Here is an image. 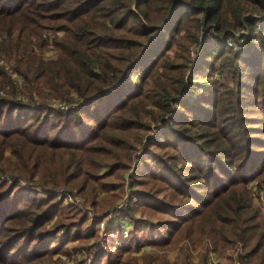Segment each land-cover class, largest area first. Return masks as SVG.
Instances as JSON below:
<instances>
[{
  "label": "trees",
  "instance_id": "obj_1",
  "mask_svg": "<svg viewBox=\"0 0 264 264\" xmlns=\"http://www.w3.org/2000/svg\"><path fill=\"white\" fill-rule=\"evenodd\" d=\"M0 92V264L155 260L134 256L142 243L105 263L96 242L66 247L85 213L20 182L100 216L116 212L125 187L119 220L137 228L141 208L156 218L149 230L167 229L147 244L206 240L214 248L199 264L240 245L236 261L264 264L252 197L262 183L249 186L264 167V0H0ZM147 160L161 171L144 173ZM61 206L68 213L52 222Z\"/></svg>",
  "mask_w": 264,
  "mask_h": 264
},
{
  "label": "rangeland",
  "instance_id": "obj_2",
  "mask_svg": "<svg viewBox=\"0 0 264 264\" xmlns=\"http://www.w3.org/2000/svg\"><path fill=\"white\" fill-rule=\"evenodd\" d=\"M228 41L234 44L233 43L234 41L232 40H228ZM231 49L235 51L238 48L232 47ZM203 74L205 75V73ZM210 74L211 73H206V75H210ZM201 77H202L201 73H198L196 75V78L199 79V82L203 81L200 79ZM134 78H137V76L135 75ZM217 79H218V73L213 72L211 74L210 79H207V81H204V82H206L207 84L208 82H212L210 80H217ZM207 87L200 88L197 91V94L204 95L208 91ZM197 94H195L194 98L197 97ZM188 95L190 96L191 94L187 93L186 96ZM249 116L250 118H252V120H256V115H249ZM251 127H254V126L251 125ZM151 139L153 140V138ZM140 155L141 154H139L138 156ZM146 162L147 163L141 162V167L144 173H147V172L154 173L156 171L157 172L161 171V167L156 162L151 161V160H147ZM248 174H251V173H248ZM255 175H256L255 182L249 185L251 189L254 187L255 183H259V184L262 183L264 186V167H260V165L257 166V171ZM1 179L4 180L6 183H9L8 177L4 176V177H1ZM199 184H202V181H200ZM19 185L22 188H26V189L28 188V189H32L36 191L38 194V198L40 199H46L48 195H54L55 198H58L60 201L63 200V196H59V194L56 193L57 191L51 193V192L42 190L38 186L26 185L25 183L19 184ZM159 186H164V185L159 183ZM200 192L201 194L206 195L204 190ZM116 193L121 196L120 199L116 201L117 205L121 203L128 204L127 202L129 198V193L127 194V192L125 191V187L123 191H116ZM262 197L264 198V193ZM135 200L140 204L142 199L136 198ZM81 211L83 214L85 213V216L87 219L83 223L82 227L80 228L81 230L80 232L76 231V229L72 230V234L69 235L67 239L66 247L76 248L77 246H91V244L96 242L97 245L100 246V253L98 255H101V256L104 255L102 259V263H105L107 254L111 253L113 255H117V253L121 251L119 249L134 248L136 246L135 244L138 245L140 243L142 244L139 245L140 246L139 253L134 256L152 255L153 259H155L153 264H163V258H162L163 256L167 259L166 264H186L185 256H188V260H189L188 264H199L198 262L201 259V256L204 255V249L206 248L209 251H211L214 248L212 244L210 245L211 246L210 248L206 240L202 241L199 245H196L195 247H193L192 245H189L184 240L174 241L173 246L168 247L166 249L147 244V242L150 243L153 241H156L157 243L161 242L166 237L167 229L165 228V229H160L158 231H153L154 233L152 232V230H149V228L147 227V221L151 220L150 222H155L156 218L154 219L153 217H147L148 215L143 214L141 208H140L141 214L138 211V209L134 211V216L142 220V223L139 224L137 228L135 229L130 228L129 223H128L129 221L127 219L125 220H127L128 222H121L119 220V215L121 214V212L108 213L105 218H103L104 215L100 216V215L94 214L93 212H90L93 214L95 218L100 219L98 221L94 220L95 223L92 224L91 219L89 218V215L87 214L88 212L86 213L84 212V210H81ZM65 213L67 214L68 211L65 210L63 206H61V208H59L58 211L53 210V213H52L53 221L52 222L58 220L59 217L61 215H64ZM52 222L47 223L46 225L47 230L50 229V225L52 224ZM101 222H103V227H102V229H104L103 231H101L100 230L101 228H99V224ZM119 222H121L120 225L122 227H120ZM82 235H85L86 237L87 236H90V237L86 240L81 241L80 243L78 241H74V242L72 241L76 237L82 236ZM59 236H61V234H59ZM133 236L134 238H136V243L132 242L131 240V237ZM238 246L240 247V245ZM235 247L236 246L234 245L232 247H228L224 251H217L215 253L210 252L209 259H210L211 264H236V262L240 263V261H236ZM56 257L57 255L55 256V258ZM227 258H229V260H227ZM230 258L232 259L231 261H230ZM62 259L65 263H69V261H67L65 257H62ZM82 259L84 260L85 264H97L95 263L96 261L95 254L92 256L89 253L87 257L83 256ZM212 260L214 261V263H212Z\"/></svg>",
  "mask_w": 264,
  "mask_h": 264
},
{
  "label": "built area",
  "instance_id": "obj_3",
  "mask_svg": "<svg viewBox=\"0 0 264 264\" xmlns=\"http://www.w3.org/2000/svg\"><path fill=\"white\" fill-rule=\"evenodd\" d=\"M226 43H227V45L230 46L231 48H232V47H235V46H233V44H232L231 42H229V41H227ZM0 95H2V92H0ZM8 181H9V180H8ZM20 184H23V183L20 182ZM56 193H58L59 196H63V199H64L65 202H67V203H69V204H73V205L76 206L78 209H80V210H84V212H86V213L88 212L87 214L89 215V218H90L91 220H97V221L100 220V219L95 218V217L93 216V214L90 213V212H92L91 209H89V208H87V207H84V205L82 204V201H81L79 198H73V197H71V196H69V195H66L65 193H63V192H61V191H57ZM263 193H264V186H263V184L261 185V187H260L259 189L254 188V189H253V192H252V197H253L255 200H258V204H259V207H260V210H261L262 213H264V198L262 197ZM124 203H125V202H124ZM123 205H124V204H122V203H121V204H118V205L116 206V212H114V213H118L119 210H122ZM105 217H106V216H103V218H105ZM102 227H103V222H101V223L99 224V228H101V229H100L101 231L104 230V229H102ZM235 249H236V256L242 252V251H241V248H240L238 245L235 247ZM209 261H210V259H209ZM212 263H214L213 260H212ZM210 264H211V262H210ZM236 264H240V263H239V262H236Z\"/></svg>",
  "mask_w": 264,
  "mask_h": 264
},
{
  "label": "water",
  "instance_id": "obj_4",
  "mask_svg": "<svg viewBox=\"0 0 264 264\" xmlns=\"http://www.w3.org/2000/svg\"><path fill=\"white\" fill-rule=\"evenodd\" d=\"M109 90H112V89H109Z\"/></svg>",
  "mask_w": 264,
  "mask_h": 264
}]
</instances>
